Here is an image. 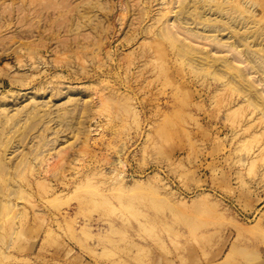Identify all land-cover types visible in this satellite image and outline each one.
Wrapping results in <instances>:
<instances>
[{
    "label": "rangeland",
    "instance_id": "1",
    "mask_svg": "<svg viewBox=\"0 0 264 264\" xmlns=\"http://www.w3.org/2000/svg\"><path fill=\"white\" fill-rule=\"evenodd\" d=\"M260 229L264 0H0V264H264Z\"/></svg>",
    "mask_w": 264,
    "mask_h": 264
},
{
    "label": "bare ground",
    "instance_id": "2",
    "mask_svg": "<svg viewBox=\"0 0 264 264\" xmlns=\"http://www.w3.org/2000/svg\"><path fill=\"white\" fill-rule=\"evenodd\" d=\"M257 228V227H256ZM259 228V227H258ZM258 228H257V230H258ZM252 230V229H251ZM256 230V231H257ZM264 230V229H263ZM262 229H260V231H259V233H261V235H262V231H263ZM250 231V230H249ZM253 231H254V229H253ZM253 231H251V232H253ZM250 233V232H249ZM256 233V232H255ZM257 234V233H256ZM258 235H260V234H258ZM260 238H263L264 239V232H263V235H262V237L260 236ZM263 243H264V240H263Z\"/></svg>",
    "mask_w": 264,
    "mask_h": 264
}]
</instances>
